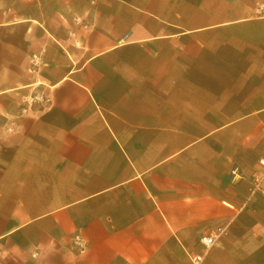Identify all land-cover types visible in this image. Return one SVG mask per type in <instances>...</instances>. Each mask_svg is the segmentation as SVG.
<instances>
[{
    "label": "crops",
    "instance_id": "0c3cea01",
    "mask_svg": "<svg viewBox=\"0 0 264 264\" xmlns=\"http://www.w3.org/2000/svg\"><path fill=\"white\" fill-rule=\"evenodd\" d=\"M263 2L0 0V264H264Z\"/></svg>",
    "mask_w": 264,
    "mask_h": 264
},
{
    "label": "built area",
    "instance_id": "2783aa9c",
    "mask_svg": "<svg viewBox=\"0 0 264 264\" xmlns=\"http://www.w3.org/2000/svg\"><path fill=\"white\" fill-rule=\"evenodd\" d=\"M258 13H264V2L260 4L258 8ZM241 177V176H240ZM251 187H250V197L253 198L254 196H261L264 197V158H261L258 162L257 168L251 175L250 178ZM226 230L225 228H219L216 231L212 232L211 234L204 235L201 237L200 244L205 252H209L218 242L219 238L225 235ZM83 247V245L81 246ZM205 255L195 254L193 255L192 259L194 264H202L204 261Z\"/></svg>",
    "mask_w": 264,
    "mask_h": 264
}]
</instances>
